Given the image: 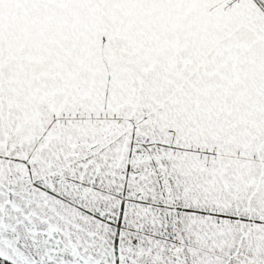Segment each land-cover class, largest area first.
Returning <instances> with one entry per match:
<instances>
[{
    "label": "snow or ice",
    "instance_id": "snow-or-ice-1",
    "mask_svg": "<svg viewBox=\"0 0 264 264\" xmlns=\"http://www.w3.org/2000/svg\"><path fill=\"white\" fill-rule=\"evenodd\" d=\"M0 264H264V0H0Z\"/></svg>",
    "mask_w": 264,
    "mask_h": 264
}]
</instances>
